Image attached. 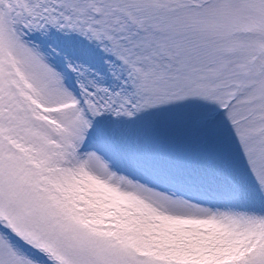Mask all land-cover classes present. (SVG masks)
<instances>
[{"label": "snow or ice", "instance_id": "snow-or-ice-1", "mask_svg": "<svg viewBox=\"0 0 264 264\" xmlns=\"http://www.w3.org/2000/svg\"><path fill=\"white\" fill-rule=\"evenodd\" d=\"M0 264H264V0H0Z\"/></svg>", "mask_w": 264, "mask_h": 264}]
</instances>
